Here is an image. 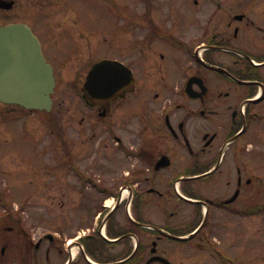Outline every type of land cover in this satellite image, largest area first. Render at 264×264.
<instances>
[{
	"label": "flooded vegetation",
	"instance_id": "af4514ba",
	"mask_svg": "<svg viewBox=\"0 0 264 264\" xmlns=\"http://www.w3.org/2000/svg\"><path fill=\"white\" fill-rule=\"evenodd\" d=\"M93 7L116 12L115 35L92 28ZM12 24L44 54L84 55L102 35L125 80L85 102L69 191L6 226L4 264H264V0H0Z\"/></svg>",
	"mask_w": 264,
	"mask_h": 264
},
{
	"label": "rangeland",
	"instance_id": "374dc122",
	"mask_svg": "<svg viewBox=\"0 0 264 264\" xmlns=\"http://www.w3.org/2000/svg\"><path fill=\"white\" fill-rule=\"evenodd\" d=\"M116 16L113 10L105 13L93 7L90 25L98 33L115 35L118 25ZM70 37H73L72 34ZM88 45L91 51L78 56L56 54L52 50L55 44L47 43L45 56L54 66L58 77L55 98L62 104V108L55 107V115L6 112L0 105V200L4 201V196L8 199L6 207L0 201V249L6 245V226L15 224L17 218L35 225L39 201H44V205L51 210V204L60 200L47 199L50 193L69 191L64 185L72 173L64 160H69L70 149L75 147L79 151L83 139H88L92 134L87 129L82 132L77 128L81 116L90 115V112L86 113L82 99V82L87 70L101 58L104 49V43L98 41L96 44L94 37L90 36ZM68 47L74 48L75 41L69 40ZM92 121L95 123L97 120L93 118ZM100 128L101 125L97 123L95 131L98 137ZM8 212H12V215L9 216ZM145 242L148 244V241ZM182 245L175 243V246ZM175 249L179 251V248ZM6 254L10 255V252ZM174 256L181 260L179 253ZM237 264L245 263L239 259ZM250 264L258 263L253 259Z\"/></svg>",
	"mask_w": 264,
	"mask_h": 264
},
{
	"label": "water",
	"instance_id": "95a60500",
	"mask_svg": "<svg viewBox=\"0 0 264 264\" xmlns=\"http://www.w3.org/2000/svg\"><path fill=\"white\" fill-rule=\"evenodd\" d=\"M117 65L97 63L84 90L93 97L114 96L124 79ZM55 86L53 68L46 62L31 30L22 25L0 28V100L30 110L50 111ZM155 259L164 260L158 257L152 260Z\"/></svg>",
	"mask_w": 264,
	"mask_h": 264
}]
</instances>
